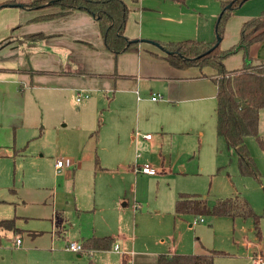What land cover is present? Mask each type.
<instances>
[{"label":"rangeland","instance_id":"obj_1","mask_svg":"<svg viewBox=\"0 0 264 264\" xmlns=\"http://www.w3.org/2000/svg\"><path fill=\"white\" fill-rule=\"evenodd\" d=\"M123 1L130 8L132 22H139L143 13L147 27L155 25L158 32L172 33L178 41L209 42L216 37V23L222 12L218 0H186L185 3L174 0ZM263 11L264 0H248L234 10L226 26L231 33L225 35L227 39L224 37L221 47H232L237 43L235 21L242 17H247L244 19L247 21L260 16ZM161 12L175 19L165 20L160 16ZM252 58L256 64L264 61V41L257 56ZM33 64L37 68L43 62L35 59ZM27 94L40 99L41 104H35V113L27 128L19 130L15 148L25 149L19 154L13 146L0 149V220L13 218L23 206L22 200L27 201L30 215L51 213L54 200L51 193L66 173L68 176L75 173L76 184L85 185L87 193L82 189L59 192L56 199V208L60 210L58 216L66 218L55 226L61 240L51 241V234L35 239L24 234L23 246L16 247L13 239L3 238L0 264H90L88 255L79 258L77 253L68 252L62 241L68 232L73 235L89 228L91 232L97 229L100 235L116 234L121 230L127 237L120 243L119 252L112 249L105 256L99 254L97 257L102 255L104 260L93 259V264H121V252L126 245L129 252H136L131 264H158V255L173 246L188 255L203 250V246L227 253L215 256L213 264H252L254 251H262L264 255V248L258 250L252 219L175 216L174 203L180 192L205 196L211 203L219 198L240 196L248 200L257 214L264 210V151L256 138L246 139L261 176H242L237 157L230 155L224 140L217 135L215 98L182 104L179 119L168 121L163 130L159 124L146 129L138 127L136 102L131 103V110L125 111L120 105L122 94L113 91L78 90L61 94L59 99L51 94L39 95L37 91ZM78 94H88L89 98L77 101ZM144 108L147 113H160L153 105L145 103ZM144 117L143 111L142 121ZM137 131L150 134L155 143H143L139 137L132 140ZM260 135L264 138V110L260 116ZM131 140L134 145L130 148ZM88 155H91V163ZM102 156L103 161L113 167L96 175L93 170L96 165H103ZM58 160L65 162L60 171L56 167ZM77 160H83L87 170L75 168L74 161ZM120 162L138 177L128 174L118 165ZM142 163L155 165L159 174L150 178L139 174L135 167ZM132 164L135 167H131ZM110 184L123 189L120 207L116 205V198L108 197ZM88 192L96 195L97 201L106 202L107 210L100 216L87 209L79 219L75 197L79 207H84L89 200ZM124 203L128 205L122 206ZM201 218L204 222L199 221ZM24 225L21 223L20 226L53 231L47 219H33ZM261 228L264 231V222Z\"/></svg>","mask_w":264,"mask_h":264},{"label":"crops","instance_id":"obj_2","mask_svg":"<svg viewBox=\"0 0 264 264\" xmlns=\"http://www.w3.org/2000/svg\"><path fill=\"white\" fill-rule=\"evenodd\" d=\"M6 1L11 0H0V4ZM15 1L16 3L12 6L0 9V149L2 147L13 146L16 154H19L20 150L25 149V147L21 149L15 148L19 140V130L27 128L30 117L34 116L35 113V104L36 106L41 104V100L36 99L34 95L27 94L28 91H37L39 95L51 94L57 98L61 94H70L78 90L87 92L96 89H102L107 92L113 91L115 94H122V97H119L121 100L120 105H122L125 111L126 109L131 110V103L136 102L138 127L146 129L150 125L159 124L163 130L166 129L168 121H173L175 118L176 120L179 119L180 106L182 104L216 99L217 87L212 80L216 71L212 68L201 69L195 66L185 69L171 66L164 59V50L160 49L154 42L178 41L177 39L179 38L173 37L172 33L158 32L155 25L147 27L144 24L143 13L140 15L139 22H132L128 17L125 32L128 38L139 43L138 51L115 55L106 48L97 19L87 11L76 9L65 16H52L36 20V18L54 15L60 9L58 7L30 9L26 7V4L32 0ZM160 16L169 21L175 19L172 15H165L162 12ZM246 18L242 17L235 21L238 26V41L241 27L246 22L244 21ZM228 33H231L229 32V27L226 29L225 35L227 36ZM34 34L43 35V37L31 46L30 56H26L22 52L23 45L17 39ZM215 39L216 37L209 40V42ZM226 39L225 37L224 40ZM260 44L261 42L252 47V57L255 58L257 56L260 51ZM24 45L27 47L29 42L24 43ZM229 47V45H223V49H228ZM35 59H39L43 64L36 68L33 64V60ZM261 63H264V61L257 64ZM254 64L256 63L254 62ZM225 66L230 71L242 68L243 54L240 52L228 58L225 61ZM154 94H160L161 98L152 100ZM145 103L160 109V113H147L144 108ZM143 111L145 117L142 121L141 116ZM95 134L96 132H94ZM135 138L136 136H132V140ZM139 138H142L143 141L141 142L143 143H155L153 136L151 140H146L143 137ZM132 140L129 141L130 148L134 145V141ZM88 160L90 163L92 162L91 155H88ZM101 160L103 165H96L93 170V173L96 175L101 171H110L109 169L113 167L110 163L103 161V156ZM69 161L70 164L71 162L73 163V160ZM74 162L77 169L85 167L83 160ZM118 165L125 169L128 174L135 176V178L138 177L128 167L123 166L121 162ZM149 165L156 167L153 164ZM64 166L65 162L63 161L62 168ZM132 166L135 167L134 164ZM71 176L73 178L68 179ZM144 176L150 178L157 175L150 176L144 174ZM76 177L75 173L69 176L66 173V177L64 176L60 184L54 188L52 193L50 192L54 200L53 211L49 214L30 215L26 206L27 201L22 200L23 206H21L19 212L15 213L13 218L2 219H16V227L19 230L18 232H14L0 227V230H2L0 233V246L2 245L3 238L5 240L11 238L13 239L14 246L21 247L24 244V234H27L31 239H35V237L40 235L49 236L51 234V241L61 240L59 234L55 231V226L61 224L66 218L58 216L60 210L56 208V199L59 196V192L69 191L71 193L72 190L82 189L87 193L85 185L76 184ZM122 190L120 186H112V184L108 188V197L109 199L112 197L116 198L117 207H120V202L122 201ZM88 193L89 200L84 207H79L77 198L75 197L74 205L79 214V219L82 217V212L87 211V209H91V211H94L95 214H100V216H103L107 210L105 206L106 202L101 203L97 201L96 195H92L91 192ZM104 195H107V193ZM16 204L20 206L19 203ZM126 205L128 204L124 203L122 206L126 207ZM175 216L177 215L175 214ZM33 219L49 220L53 231L30 230L20 226L21 223L24 225V222L27 223ZM80 222V220H77L78 224ZM84 231L79 230L78 233L73 235H70L68 232L69 235H67L66 239L62 240L66 244V249L70 242L82 243L86 238L93 236H112L116 240L115 245L119 246L118 250H116L119 252L121 250L120 243H124L127 239L121 230L116 234L104 235H100L97 229H93V232H91V228ZM19 238L21 239V244H17ZM257 246L260 251L264 248V246L259 244ZM113 249L115 250V246ZM108 251L112 250H99L91 253L68 250V252L77 253L79 258L83 257L84 254L88 255L90 264H93V259L95 261H97L96 259L104 260L102 255L100 257L97 256L99 254L105 256ZM211 251L218 250L203 246V250L194 251V254L188 255L180 253L178 247L173 246L168 252H163L159 255L163 254L170 257L179 255L209 256L211 255ZM254 253L255 255L260 254L258 251H254ZM124 254H129L133 261V256L136 252L134 250L129 252V248L126 245L121 252V264ZM261 255H263L262 251Z\"/></svg>","mask_w":264,"mask_h":264},{"label":"trees","instance_id":"obj_3","mask_svg":"<svg viewBox=\"0 0 264 264\" xmlns=\"http://www.w3.org/2000/svg\"><path fill=\"white\" fill-rule=\"evenodd\" d=\"M185 3L186 0H174ZM222 12L216 23V35L221 37L212 42L187 39L184 41H156L165 52L164 59L178 69L189 67L212 68L216 74L212 77L217 87L216 117L217 135L222 138L231 156L237 157L238 167L242 176L260 178L261 173L253 159L246 139L256 138L264 151V138L260 135V116L264 110V63L254 64L251 55L252 47L264 41V11L258 17L247 20L241 27L239 41L228 49L221 47L225 37L228 19L234 10L240 8L248 0H218ZM15 0L0 4V9L12 6ZM231 5V8L229 6ZM27 8L58 7L54 15L36 18L45 19L52 16H65L73 10L80 9L93 15L100 26V33L106 48L115 55L138 51V42H134L125 34L130 8L123 0H32ZM43 35L34 34L17 39L22 52L30 56V48ZM29 45L25 47L24 43ZM243 54V66L236 70H227L225 61L238 54ZM175 214L179 217L193 215L242 217L252 219L256 240L264 246V210L257 214L247 199L240 196L219 198L210 202L207 197L179 193L175 201ZM0 227L18 232L16 219L0 221ZM116 240L112 236L90 237L82 242L80 253H91L99 250H112ZM209 256H167L159 255L158 264H213L214 256L226 255L223 251H211ZM122 264H131V256L124 254Z\"/></svg>","mask_w":264,"mask_h":264},{"label":"built area","instance_id":"obj_4","mask_svg":"<svg viewBox=\"0 0 264 264\" xmlns=\"http://www.w3.org/2000/svg\"><path fill=\"white\" fill-rule=\"evenodd\" d=\"M77 101H81L83 98L84 100H86L87 98H89L88 94H78L77 95ZM161 98L160 94H154L152 97V100H158ZM135 136L136 137H143L146 140H151L152 136L149 134H142L139 131L135 132ZM58 169H61L63 166V161L60 160L57 162L56 164ZM136 172L142 173V174H146V175H150V176H154V175H158L159 174V170L149 164H142L141 166H137L135 168ZM199 221L204 222V219L201 218ZM196 223V221H195ZM17 244H21V239L19 238L17 240ZM119 246L116 244L115 245V250H118ZM68 250H71L73 252H81L83 250L82 248V243H77V242H70L67 246ZM253 264H264V256L260 254H256L253 258Z\"/></svg>","mask_w":264,"mask_h":264},{"label":"water","instance_id":"obj_5","mask_svg":"<svg viewBox=\"0 0 264 264\" xmlns=\"http://www.w3.org/2000/svg\"><path fill=\"white\" fill-rule=\"evenodd\" d=\"M229 8H231V5L229 6ZM216 38H217V41H218V43H217L216 45H218L219 42H220L222 39H221V37H219L218 35H216ZM154 44H156L160 49L164 50L163 47H162L159 43L154 42Z\"/></svg>","mask_w":264,"mask_h":264}]
</instances>
